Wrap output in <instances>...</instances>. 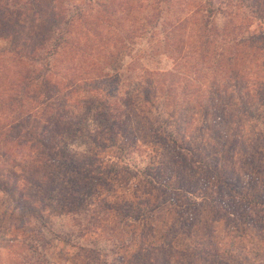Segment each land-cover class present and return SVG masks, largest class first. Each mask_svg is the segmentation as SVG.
Returning <instances> with one entry per match:
<instances>
[{
	"label": "rangeland",
	"instance_id": "374dc122",
	"mask_svg": "<svg viewBox=\"0 0 264 264\" xmlns=\"http://www.w3.org/2000/svg\"><path fill=\"white\" fill-rule=\"evenodd\" d=\"M208 1L122 0L105 17L106 0H0V56L19 25L31 43L51 36L46 21L21 18L24 5L64 13L57 27L73 40L49 60L0 66L8 90L49 69L68 86L53 102L42 78L12 87L33 133L0 139V264H264V86L253 87L263 53L241 41L264 48V0H215L225 5L206 30L227 26L217 44L240 41L238 62L224 66L198 54L201 17L177 36L167 26V7ZM79 5L90 15L71 21ZM185 43L196 51L180 61ZM33 99L43 106L29 121Z\"/></svg>",
	"mask_w": 264,
	"mask_h": 264
},
{
	"label": "trees",
	"instance_id": "16d2710c",
	"mask_svg": "<svg viewBox=\"0 0 264 264\" xmlns=\"http://www.w3.org/2000/svg\"><path fill=\"white\" fill-rule=\"evenodd\" d=\"M161 1L165 2L167 0H161ZM121 2L122 0H106V3L102 5L104 7L102 9V12L104 13L103 15L106 14L105 17H107V14L108 16L112 14V12H110L109 9L106 8L109 6L111 7L117 6L118 7L117 10L115 9L114 11L116 12V14H118L119 13L118 11H120L121 5H118L117 3H121ZM36 4L37 3H34L32 7H34ZM224 5L225 3L222 1L217 3L215 0H210L207 2V5L205 8L203 9L197 8L193 11L176 10V9L173 10L172 9L173 7H167V9H169L168 11H172V17H170L172 23L169 25L167 24V26H170L168 30L170 29V31L176 34L177 36L179 32H181L182 29L186 28L188 25L189 27H194V28L195 26H198L197 24L199 23L197 20H198V17H201L202 18L201 22H203L204 25L202 28L200 27L201 31L197 33V38L202 39L203 42H201L202 47L199 50L200 52H198V54L201 55V52H204L203 55L201 56L207 59H211L209 58V55H214L212 61L217 62L218 66H224V64L226 65V63H232L234 61L238 62L239 60L238 50L240 46V41L238 39L234 38L232 42H229V43L223 42L219 44H217V41H216L218 37H220V35L225 36V31H227L228 29L227 26H224V28H222L221 30L219 29L218 32L214 34H211L213 32L212 30H210L209 32L206 30L207 25L211 23L212 17H215L217 11H222L221 8ZM55 9L57 8L54 7V10ZM24 10L25 11H21V18L31 16L34 18L35 22L42 21V20L46 21L50 26L49 29L51 32V36L47 37L46 35H44L40 37V39H38L39 40L38 43L34 44L33 42L32 43L30 42L31 40H29V38L31 36L34 38V36L36 37V35L34 34L32 35L31 33H28V27L19 25L17 28H13L12 34L10 32L8 33L6 32V34H4V37H6L9 40V42L13 44V50L11 53H9L10 56L8 57L6 56L7 53H4L5 55L3 54L2 56H0V66H3L4 70H6L7 66L12 67L15 64L21 66L23 62H34L35 61L36 63H39L41 58L49 60L52 55H54L55 53H58L60 49L64 48L65 45H69L71 41H73L71 38V32H69L70 31L69 29L65 28L64 30H61L57 27L59 20L63 19L62 15L64 13H55V14L53 13L51 18L47 16L46 18H42L43 17L42 12L39 10H36V8H28L27 5H24ZM73 11L74 12L70 18L71 21L76 20V19H81L82 17L86 15H90V13L88 14L87 11L82 10L81 5L74 7ZM161 14H162L161 11H159L158 13L151 15L150 18H148V20L151 19L152 21V22L148 21V23L150 24L149 26L155 28V25L157 24L158 19L160 18ZM95 17L94 15L91 14V18H95ZM258 17H259L258 13L255 10H252V12H250L249 14V18L251 21H254L255 19L258 20ZM71 21L69 22L66 21L65 22L66 26L70 27ZM192 21H194L195 25H192L193 24ZM2 27L4 30L6 29L4 25H2ZM35 29H36V26H33L31 31L33 32ZM143 29H147V28L145 27L140 28L139 31ZM186 29L184 30V35L186 33ZM234 29H235L234 30L235 32L240 31V28L235 27ZM22 35L27 36V40L24 41V43H21L17 47L15 39ZM247 36L248 37L246 38L248 39L241 40L244 46L246 45V52L253 58L256 54L263 53L262 58H256L253 60V62L256 61L257 69L260 71L259 73L261 74L260 78L258 80L256 79L255 80L256 82L253 85V87L258 88L259 86H264V48L256 46V44L254 43L256 40H253L252 42V38L249 35ZM48 45H51V48L46 50V47ZM229 49H234V53L230 52ZM44 50H45V56L43 55V52H42ZM178 50H179L178 53H180V55L177 56V59H179L180 61L187 58L188 56H190L196 51L193 49L192 44H187V43H185V47L182 46ZM2 53L3 52H1V54ZM181 53H183L182 56H181ZM237 56H238V60H237ZM259 59L261 61H259ZM56 63L57 61L55 62L54 66L61 68V65L59 66ZM199 64L200 62H198V65ZM65 68L67 72L68 68L67 67ZM220 70H222V68ZM48 71H51L50 75H45L43 77L34 76L33 77L34 79L32 81L24 80L25 84H21V82L13 83L14 81L12 80V82L9 83L11 84V87L9 88V90L6 88L8 86L7 83L9 82V80L6 83V79L10 78V76H6L3 86H0V139L4 138L5 139L4 143L11 144L12 141L16 140L18 137L22 138L21 133L23 131L26 132V137H30L31 134L33 133L32 128L29 127L30 124H27V121L26 122L23 121L24 117H21L24 114L25 104L27 102L25 103V99L23 98V95H18V94L16 95L13 88L21 87L26 90H29V88H31L32 85L33 86L35 85L34 83H36V81L39 78L40 79L42 78V82L45 81V85L47 87L53 86L52 88H54V90L49 92V94L44 93L48 97L47 102H53L55 100V97H58L60 96V94H63L65 89L68 88V86L65 87L64 83L62 85L65 88L63 87V89H61L57 87V85H55V82L52 81V79H54L53 75L56 72L53 73L52 69H49ZM63 71L65 72V70ZM67 75H69L68 72H67ZM72 75L74 77H79V75L75 73ZM25 76L26 77L24 79H28V77H30L29 73H26ZM2 78L4 77L2 76ZM27 98H28V101L30 102L32 101L30 97H27ZM38 98L40 99L41 97L39 96ZM33 101L37 103L38 105L33 104L34 108L27 109V114L25 116H27V119L29 121L32 120L33 113H35L37 110L39 111L41 109L40 107L43 106V103H41L42 101L37 100V99L36 100L33 99ZM52 112L49 113V117L52 115ZM54 118L56 121L61 122V118L58 117L57 115ZM12 138L14 140H11ZM23 139L24 138H22L21 140ZM55 148L56 147H54L53 149Z\"/></svg>",
	"mask_w": 264,
	"mask_h": 264
}]
</instances>
